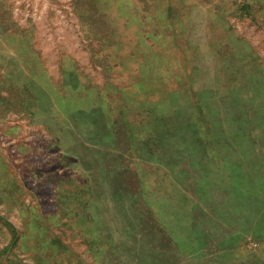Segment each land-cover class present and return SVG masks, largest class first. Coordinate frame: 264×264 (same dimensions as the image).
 <instances>
[{
  "label": "rangeland",
  "instance_id": "374dc122",
  "mask_svg": "<svg viewBox=\"0 0 264 264\" xmlns=\"http://www.w3.org/2000/svg\"><path fill=\"white\" fill-rule=\"evenodd\" d=\"M0 264H264V0H0Z\"/></svg>",
  "mask_w": 264,
  "mask_h": 264
},
{
  "label": "crops",
  "instance_id": "0c3cea01",
  "mask_svg": "<svg viewBox=\"0 0 264 264\" xmlns=\"http://www.w3.org/2000/svg\"><path fill=\"white\" fill-rule=\"evenodd\" d=\"M120 132H122V129H120ZM124 144L122 146H119L120 149H115L116 152L113 151H108V152H103V159H102V167L105 169H111L113 172V175L111 176V183H116L122 182V179L125 181H129L130 179L134 180V172L136 165H135V157H134V152H133V146L128 145L126 143V140H122ZM121 142V141H120ZM61 154V153H60ZM81 156V155H80ZM60 160L63 162H66V155L61 154L60 155ZM68 160V159H67ZM69 165L71 166V162H68ZM66 166V164L64 165ZM81 171V170H79ZM103 240L104 242L108 243V247L112 246L115 242L112 241V239H109V236L103 235ZM93 252V249L95 247V244L92 242L90 243L89 246Z\"/></svg>",
  "mask_w": 264,
  "mask_h": 264
}]
</instances>
